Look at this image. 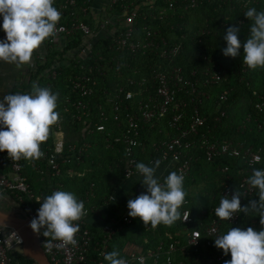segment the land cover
<instances>
[{"label": "trees", "instance_id": "16d2710c", "mask_svg": "<svg viewBox=\"0 0 264 264\" xmlns=\"http://www.w3.org/2000/svg\"><path fill=\"white\" fill-rule=\"evenodd\" d=\"M128 1L132 3L136 15L133 22V40L143 43L149 32L148 40L153 41L155 45L158 44L157 49L138 50L134 54L116 53L111 50L113 35L125 30L123 20L120 19L122 0H116L114 3L110 0L105 12L102 13L103 16L98 15L96 19L92 16L91 10L85 15L82 14L79 9L82 4L78 0L76 17L91 28L97 23L96 21L109 17L107 31L94 42L89 55L84 58L76 57L78 49L85 41L80 34L69 38L62 50L46 46L45 58L43 61L36 62L29 82L21 84L17 90L13 91L15 93L30 92L33 84H36L50 88L59 94L56 111L60 114L59 118H63L61 123L65 137L63 157L69 158V161L61 164V174L55 177L46 164L39 159L25 158L23 160L22 175L31 194L34 198H40L41 202L55 190L71 191L81 201L88 199L86 205L101 209L104 207L106 216H112L127 207L129 199H134L146 191V186L141 182L142 176L135 175L131 179L124 177V145L121 142H115L114 139L120 137L126 130L127 115H137L140 102L154 94L155 86L150 79L151 76L172 68H179L184 79L190 83L198 80L200 86L197 90H205L210 96L208 100H202V104H196L191 103V98L187 96L190 86L176 93L174 100H183L186 103L184 117L180 124L181 129L189 124L193 109L198 106L200 114L205 118V125L200 128L201 135L204 134L212 141L216 140L219 143L233 139L256 147L264 146L262 130L257 131L254 124L249 125L250 130L241 128L247 114L258 118L254 110V104L257 101L255 93L264 95V67L250 69L243 62V46L240 48V55L235 58L226 57L222 53V49L227 46L224 35L228 27L240 28L237 35L243 44L250 36L251 23L244 13L249 8L264 11V0H198L194 6H191L188 0ZM169 2L173 3L172 8H169ZM91 3L92 0L89 3L90 7ZM161 41H164L166 45L163 46ZM174 45L180 46L175 58L168 60L160 56L162 49ZM82 67L86 69L90 67L94 73H97L96 71L104 73L102 77L95 74L97 86L94 95L86 101L90 116L85 120V124L83 121L72 119L63 111L64 107L68 106L66 99L69 98L70 102L80 99L71 93L69 79L86 73ZM207 68L224 71L227 82L217 86L202 87L203 72ZM52 72H56L54 79L51 77ZM193 73L195 75H192ZM142 82L143 85H140ZM119 88L123 89V94L120 96L117 112L119 120L114 122L111 116L113 95ZM230 88L233 90L227 102L218 108L220 94ZM140 89L142 92H139ZM125 92H133V99L126 100ZM101 110L105 112L107 121H101L99 117ZM220 111H224L225 116L216 121L215 117H219ZM171 116L169 113L161 120H154L152 123H144L139 118L138 140L143 146L135 150L137 163L155 165L154 161L160 157L161 153L160 149L156 148L158 143L165 138L166 134L173 136L178 133L170 127ZM99 123L105 126L104 132L95 130ZM55 125L56 123L50 126L48 139L40 145L41 151L52 146ZM83 145H86V148L79 155L77 152ZM68 146L75 149L69 151ZM188 157H193V160L191 171L184 179L186 192L184 202H187V206L181 205L179 212L184 208L196 212L216 204L218 191L215 185L218 182H224L227 176L231 178L230 183L235 184L239 179L238 171L244 167L240 160L228 157H214L209 162L199 148L191 149L187 154ZM185 159L183 158V161ZM59 160L61 161V158ZM150 162L153 163L150 164ZM261 167H264V163ZM223 169H226V172H222ZM173 171H175L174 168L166 170L165 163H160L156 177L163 183L164 177ZM124 186H127L125 190H123ZM111 196L116 198V202L106 204ZM24 199L25 203L29 202L27 197ZM254 215L260 218L253 210L242 214L239 225L234 227L244 229L252 227L249 219ZM94 216L91 214L86 223V228L92 236L87 264H108L104 257L99 258L98 252L94 250L104 240L101 226L89 221ZM131 220L130 225L115 229L114 235L107 243L106 253L116 250L125 259L123 248L126 243H134L143 248L154 247L160 241H167L165 233H175L183 228L180 220L171 226L160 224L155 228L145 225L139 217H131ZM253 228L257 230L256 227ZM145 240L149 241L148 244H144ZM13 256V264H35L19 253L14 252Z\"/></svg>", "mask_w": 264, "mask_h": 264}, {"label": "built area", "instance_id": "2783aa9c", "mask_svg": "<svg viewBox=\"0 0 264 264\" xmlns=\"http://www.w3.org/2000/svg\"><path fill=\"white\" fill-rule=\"evenodd\" d=\"M82 6L79 7L82 14L85 15L91 7L89 6L90 0H80ZM113 3L116 0H111ZM191 6H194L198 0H188ZM169 8L173 7V3H168ZM54 7L61 12V18L57 22L55 34L46 38L41 44L46 47H54L62 50L69 40L75 34H80L85 39L84 43L78 49L79 57H86L89 55L94 42L100 38L106 31L109 23V17H103V20L96 21L94 27H90L75 15V10L78 7V0H54ZM121 16L125 30L113 35L111 50L116 53L127 52L134 54L138 50H145L150 48H158V44H153V41L148 40L150 33L146 34L143 43L138 40H133V22L136 17L133 11V5L128 0H122ZM98 20V19H97ZM0 24H2V17H0ZM111 35V36H112ZM165 46V42L161 41ZM243 44H241V47ZM180 50L179 45L167 47L160 51L162 58L171 60L175 58ZM45 55L39 56V61H43ZM118 64V63H117ZM83 73L69 79L71 93L78 96L75 102H70L69 98L66 99L67 107H64V113L71 116L72 119L83 121L90 116V109L88 107L89 99L95 93L97 86V77L104 76L103 71L93 72V69L82 67ZM192 75H195L193 73ZM204 80L202 87H211L221 85L227 82V76L224 71L215 68H207L204 72ZM52 79L56 77V72L51 73ZM151 81L155 86L154 94L149 95L145 101L140 102L137 110V115H127V128L121 133L120 137H116L115 142H121L124 145L125 154V169L124 177L131 179L133 176H141L136 170L135 150L141 148L143 145L139 142V118L144 123L158 121L164 118L167 114H171L170 127L177 130L176 135H165L156 148L160 149V163H165V169L170 170L174 168L175 172L183 174L184 179L191 171V162L193 157H188L187 154L191 149L199 148L202 150L204 157L207 161H211L214 157H228L238 159L242 162V169L238 171L239 179L235 184H231V178L227 176L224 182H218L215 189L218 191L216 197V204L209 208H201L199 211L192 212L189 208H184L180 211V222L183 225L180 231L175 233H165L167 241H160L154 247L143 248L136 244L128 243L123 248L125 260L129 264H137V257L144 258V264H225L226 260L231 259V254H224L222 249L214 246V239L220 235L226 234L231 227L238 226L242 214L241 212L235 213L231 219H220L215 215V208L219 206L222 196H229L234 193L236 189L241 196V206L249 204V200L259 199L258 189L252 187L248 183V178L253 174V169H264L261 167L264 163V146H253L250 143L238 142L233 139L225 142L212 141L206 135L200 133V128L205 125V118L200 114L198 106H195L193 113L190 116L189 124L186 128L181 129L180 124L184 117V108L186 103L182 101H175L174 97L177 92L185 90L186 86H190V91L187 96L190 102L202 104V100H208L209 94L205 90H197L200 86L199 81L195 83L186 81L179 68H172L164 73H156L151 76ZM144 82V81H143ZM143 82L140 85H143ZM133 84V82H132ZM197 85V86H196ZM233 89L223 91L218 99V108L221 104L226 103L228 96ZM139 92H142L140 89ZM28 93V92H22ZM123 94V89L119 88L113 95L114 102L112 103V119L114 122L119 120L117 112L119 111L120 96ZM257 101L254 104V110L258 118H253L251 114H247L243 120L242 129H249L250 124H254L257 131L264 132V95L255 93ZM124 98L126 100L133 99V92H125ZM111 101V100H109ZM200 106V105H199ZM127 110V108H125ZM225 112L220 111L219 117H215L218 121L219 118L224 117ZM101 121H107L106 114L103 110L99 112ZM62 120L59 118L53 129V136L56 138L52 141L51 147H46L42 152L44 155L39 158L44 162L52 175L57 177L61 174V164L67 163L69 158L63 157L65 151V137L62 130ZM97 132H104L105 126L102 123L96 125ZM250 130V129H249ZM108 146V145H107ZM86 145H83L78 154H82ZM75 148L68 146L69 151ZM259 157V161H257ZM61 158V161L59 160ZM183 158H186L183 161ZM21 157L15 159L8 156L7 151L0 152V208L4 211H12L16 214L26 218L29 222L37 215V210L40 207V198H34L31 194L25 178L22 175L23 160ZM154 161V162H155ZM153 162H150L152 164ZM261 167V168H259ZM222 172H226L223 169ZM162 183V182H161ZM91 196V195H90ZM24 197L29 200L25 203ZM213 199V197H212ZM40 201V202H38ZM85 208V215L78 221L80 225L79 231L75 234L77 243L75 245H65L59 240H52L51 237H45L37 233L39 244L47 256L50 264H87L88 251L92 241L90 231L86 228V223L89 216L99 213L101 219V231L104 235V240L94 250L98 252V257H104L107 249V243L115 233V229L123 225H130L132 220L128 215L129 209L125 207L116 215L106 216V211L103 207L89 206L88 199L82 200ZM116 198L111 196L107 203H115ZM187 206V202H183L182 206ZM184 221V218L187 217ZM250 225L256 227L257 231L264 228L260 224V218L256 215L249 219ZM19 238L16 239L15 235ZM22 238L12 228L0 227V264H13V253H17L15 248L22 245ZM149 241L145 240L144 244ZM101 264V263H100Z\"/></svg>", "mask_w": 264, "mask_h": 264}, {"label": "clouds", "instance_id": "9594fccd", "mask_svg": "<svg viewBox=\"0 0 264 264\" xmlns=\"http://www.w3.org/2000/svg\"><path fill=\"white\" fill-rule=\"evenodd\" d=\"M53 5L54 0H0V29L6 34L5 39L0 40V61L22 64L31 60L34 50L55 34L61 12ZM244 16L251 23L250 36L243 42V62L250 69L264 67V11L249 8ZM239 31L237 26L228 27L224 35L227 46L222 49L224 56L235 58L240 55ZM58 95L50 88L33 84L28 93L11 92L0 97V152L6 150L8 156L15 159L42 157L40 145L48 139L50 126L59 119L60 114L56 111ZM159 165V160L154 166L144 162L136 164L146 191L127 201L128 215L139 217L152 228L160 224L171 226L180 220L179 208L186 196L183 174L170 172L161 183L156 177ZM248 183L258 189L259 200H250L242 207V194L235 189L231 197L222 196L215 208L218 218L231 219L237 212L247 214L253 210L264 226V169H253ZM85 214L83 201L73 192L55 190L40 202L29 227L34 233L65 245H75V234L80 225L74 222ZM214 246L222 249L225 255L230 252L231 259L225 264H264V228L257 231L253 227H231L226 234L214 239ZM136 259L137 264H144L142 256ZM104 260L108 264H129L116 250L104 254Z\"/></svg>", "mask_w": 264, "mask_h": 264}, {"label": "crops", "instance_id": "0c3cea01", "mask_svg": "<svg viewBox=\"0 0 264 264\" xmlns=\"http://www.w3.org/2000/svg\"><path fill=\"white\" fill-rule=\"evenodd\" d=\"M109 1L110 0H92L91 14L95 19L98 15L103 16L102 13L105 12ZM5 36V32L0 29V40L5 39ZM44 51L45 47L41 44L36 50H34L31 60L27 63L14 64L0 61V97L17 90L21 84H27L29 82L30 74L34 71L36 62L39 61V56L43 55ZM55 138L56 137L53 136V139ZM125 187L127 186H124L123 190H125ZM94 215L95 216L89 220L90 223H95L100 226V221L102 219L101 215L99 213H95Z\"/></svg>", "mask_w": 264, "mask_h": 264}, {"label": "water", "instance_id": "95a60500", "mask_svg": "<svg viewBox=\"0 0 264 264\" xmlns=\"http://www.w3.org/2000/svg\"><path fill=\"white\" fill-rule=\"evenodd\" d=\"M29 224L26 218L0 208V227L12 228L22 238V245L15 248V251L35 264H50L39 244L37 233L32 231Z\"/></svg>", "mask_w": 264, "mask_h": 264}]
</instances>
